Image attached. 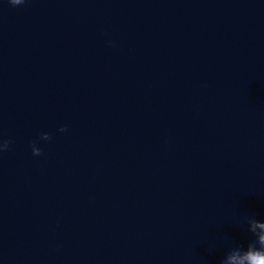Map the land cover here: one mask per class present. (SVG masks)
Returning a JSON list of instances; mask_svg holds the SVG:
<instances>
[{"label":"water","instance_id":"1","mask_svg":"<svg viewBox=\"0 0 264 264\" xmlns=\"http://www.w3.org/2000/svg\"><path fill=\"white\" fill-rule=\"evenodd\" d=\"M0 140V264H243L264 0H0Z\"/></svg>","mask_w":264,"mask_h":264},{"label":"clouds","instance_id":"2","mask_svg":"<svg viewBox=\"0 0 264 264\" xmlns=\"http://www.w3.org/2000/svg\"><path fill=\"white\" fill-rule=\"evenodd\" d=\"M26 0H8V3L12 6H20L25 4ZM112 43V42H109ZM59 132H66L67 128L61 126L58 129ZM39 139L49 141L51 137L48 133H41ZM9 140H0V153L6 151L9 147ZM31 152L34 156L41 155V149L36 146V142L31 145ZM250 232V231H249ZM252 233V232H251ZM254 234V233H253ZM256 239L254 242H250L246 248L241 246L233 247L238 250V255L243 256L245 259L243 264H264V243H261L258 236L254 234ZM231 250V249H230Z\"/></svg>","mask_w":264,"mask_h":264}]
</instances>
